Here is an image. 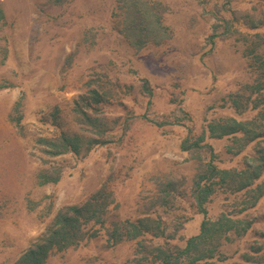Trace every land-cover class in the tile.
<instances>
[{
	"label": "rangeland",
	"instance_id": "1",
	"mask_svg": "<svg viewBox=\"0 0 264 264\" xmlns=\"http://www.w3.org/2000/svg\"><path fill=\"white\" fill-rule=\"evenodd\" d=\"M72 207L42 264H264V0H0V264Z\"/></svg>",
	"mask_w": 264,
	"mask_h": 264
},
{
	"label": "trees",
	"instance_id": "2",
	"mask_svg": "<svg viewBox=\"0 0 264 264\" xmlns=\"http://www.w3.org/2000/svg\"><path fill=\"white\" fill-rule=\"evenodd\" d=\"M210 191H207V193ZM199 202V201H198ZM93 204H89L88 206H92ZM84 208V207H72L68 210L71 211L72 215H66L61 213L59 216V223H57L58 228L50 232V236L41 243L36 244L32 249H29L28 252L21 258L20 262L16 264H42L43 254L47 252L50 248H57L63 240L67 238H72L78 232H76V225L79 224V215L82 214V211L90 212L91 216H94L96 213L92 208ZM93 207V206H92ZM74 232V233H73ZM144 231H138V234L143 233ZM201 239V236H197L192 238L188 246L182 250L181 253L174 254L173 251L166 250L167 253L165 255V264H173L172 261H177L183 255H186L190 252V249H194L195 243L197 240ZM56 242V243H52ZM208 262V263H207ZM195 264H216L212 261H205L204 263H195Z\"/></svg>",
	"mask_w": 264,
	"mask_h": 264
}]
</instances>
